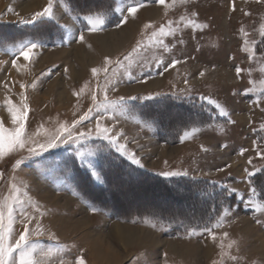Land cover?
Segmentation results:
<instances>
[{
  "label": "rangeland",
  "instance_id": "obj_1",
  "mask_svg": "<svg viewBox=\"0 0 264 264\" xmlns=\"http://www.w3.org/2000/svg\"><path fill=\"white\" fill-rule=\"evenodd\" d=\"M114 1L118 21L108 26L103 16H73L62 0H0V125L17 127L9 107L27 111L26 146L8 150L5 141L0 156L6 231L13 208L7 241L26 223L37 264H264V0ZM46 7L51 17L28 22ZM29 41L38 47L25 60L20 45ZM86 115L74 135H91L29 154ZM98 123L140 161L127 159L133 165L204 181L203 190L235 189L234 205L185 184L169 194L118 175L110 151L120 153L96 135ZM77 150L97 153L85 159L103 183ZM147 207L169 217L120 219ZM186 223L199 225L172 235L171 224Z\"/></svg>",
  "mask_w": 264,
  "mask_h": 264
},
{
  "label": "snow or ice",
  "instance_id": "obj_2",
  "mask_svg": "<svg viewBox=\"0 0 264 264\" xmlns=\"http://www.w3.org/2000/svg\"><path fill=\"white\" fill-rule=\"evenodd\" d=\"M158 3L163 4L165 0H157ZM129 13H135L136 7H130L128 9ZM45 15L51 17V11L49 7H46L42 12H38L35 14L33 19L31 21H28L29 23L35 22L36 19L42 18ZM126 22V21H125ZM119 26V25H118ZM195 27H199V25H194ZM90 30H95L94 27L90 28ZM161 34H163V30H161ZM79 39L82 41L84 37L81 35ZM42 46V45H40ZM38 44L35 42H27L25 44L20 45V52L19 54L23 56L25 60L29 59L30 54L32 53L33 49L37 48ZM179 61L173 60L172 66L174 67ZM13 64L15 65V61H13ZM242 69L237 66L236 73L239 76ZM203 75V73H201ZM23 88L24 85H21ZM235 94V93H234ZM247 94V93H246ZM153 97L147 96L144 97V99H152ZM123 97H121V101H123ZM130 99L135 100L138 99V97H130ZM207 99V102L209 104H214L217 109H219V115L228 117L229 112L226 111L222 106H220L216 101ZM115 104L113 103V107ZM25 109L27 108V105L24 106ZM9 112L12 113V120L13 123L17 124V127L12 130L11 132H8L2 125H0V156L4 155L5 151V141H7V149L11 150L15 147L24 148L26 146V141L22 139L24 132H25V119L27 116V111H24L23 113H18L14 107H9ZM91 111V110H90ZM87 115L85 117H82L81 120L75 121L73 124L72 130L69 129H63L59 134L54 135L46 144H38L36 147H28V152L30 155H40L42 152L47 151L48 149H54L57 147H60L61 144H68V143H79L80 140L85 137L86 135H91V130H89L88 133L80 132L78 135H74V130L76 125H79L82 120L87 119ZM193 132L198 131V129L193 128ZM109 130L107 128H101L99 123L96 126V135L104 140L108 141V144L110 146L115 147V150L120 153L122 157H125L126 159L130 160L133 164L140 165V161L136 159L135 155H129L123 145H120L117 143L115 137H109L108 135ZM189 136L188 132H185L183 136L180 137L181 142L185 138ZM97 153L94 151H89L87 153L77 150L75 153L76 157L79 158L82 163L85 164L87 169L90 172L91 177L95 178L97 181L103 183V178L101 175L100 168L92 161V160H86V156H95ZM264 155V154H262ZM18 164L22 163V161L17 162ZM251 163V161H249ZM142 166V165H141ZM165 176H180V175H187L186 172H166L163 173ZM255 175L253 172H249L248 176L249 178L251 176ZM228 192H235V189H227ZM253 193H255L256 189H252ZM16 204H18L21 208V211L23 212V204L18 199L16 200ZM96 209H92V211H95ZM8 216H9V228L6 231L5 226L3 224V213L0 212V264H37V261L33 258L34 253L39 248L38 243L32 242L29 243L28 241V235H29V228L27 227V224L25 223L24 231L19 235L18 239H14L12 242L7 241L8 233L11 231V222L13 220V208L11 206L8 207ZM28 217L25 214L24 220H27ZM24 221L22 220V223ZM259 222V221H258ZM217 227L219 224L216 225ZM207 230V229H206ZM227 233H225V236ZM213 239H215V236H213ZM52 249L48 250V255H51ZM76 264H84V261L82 258H78L76 261Z\"/></svg>",
  "mask_w": 264,
  "mask_h": 264
},
{
  "label": "trees",
  "instance_id": "obj_3",
  "mask_svg": "<svg viewBox=\"0 0 264 264\" xmlns=\"http://www.w3.org/2000/svg\"><path fill=\"white\" fill-rule=\"evenodd\" d=\"M66 3L68 9L72 12L74 16H103L107 19L108 26H113L117 24L118 16L114 12V0H98L92 2L91 0H62ZM175 104L178 106L184 107L180 102L175 101ZM187 107V106H186ZM188 108V107H187ZM109 154V153H108ZM110 157L112 156V166L111 169L115 170L116 173L120 176H131L133 182L138 183V181L142 182H152L154 183L153 186H149L150 189L164 190L169 194H176L180 189V186L185 184V187H190L193 189L194 194L198 193L197 195L204 192V190L209 191L212 195H215V198L219 196L223 201L222 206H227L229 204L234 205V200L229 192L226 190L219 188L216 185H209L207 189H202V185L205 184L204 181L201 180H192L187 179L185 177L180 178L179 180L175 178H164V177H157V175H153L143 169L138 168L137 166L130 163L126 158L118 155L114 151H110ZM196 195V196H197ZM201 202L203 199L201 197H197ZM205 199V198H204ZM204 202H206L204 200ZM206 205V204H205ZM204 205V206H205ZM166 213V214H165ZM166 211L163 210H153L149 207L145 209H137L131 212H128L125 217H121V220L124 221H131V220H138L141 218H150V219H163L165 217H169ZM171 217V216H170ZM181 217V216H180ZM185 226H178L175 227L174 224H171L170 231L173 236L175 237H184L188 236L190 230L195 227H198L199 224H191L186 223Z\"/></svg>",
  "mask_w": 264,
  "mask_h": 264
}]
</instances>
